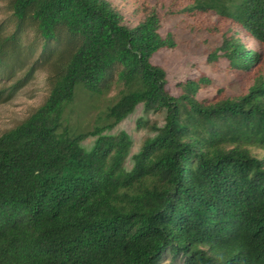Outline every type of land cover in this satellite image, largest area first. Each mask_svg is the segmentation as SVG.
Masks as SVG:
<instances>
[{
	"label": "trees",
	"instance_id": "1",
	"mask_svg": "<svg viewBox=\"0 0 264 264\" xmlns=\"http://www.w3.org/2000/svg\"><path fill=\"white\" fill-rule=\"evenodd\" d=\"M0 1V104L40 69L49 85L0 134V264H264V0L170 10L216 15L207 63L233 74L232 95L202 93V72L170 90L152 59L176 42L155 8L133 25L110 0ZM77 87L114 90L110 123L71 130ZM139 105L164 120L140 118L150 134L133 151L112 130Z\"/></svg>",
	"mask_w": 264,
	"mask_h": 264
},
{
	"label": "rangeland",
	"instance_id": "2",
	"mask_svg": "<svg viewBox=\"0 0 264 264\" xmlns=\"http://www.w3.org/2000/svg\"><path fill=\"white\" fill-rule=\"evenodd\" d=\"M118 10L133 25L141 20L148 9L155 8L165 18L161 31L165 34L170 31L174 34L176 46L173 49H162L154 55L152 61L163 67L167 72L169 88L177 93V81L187 76L198 75L201 72L214 78V84L202 91L212 94L217 88H223L232 95L241 91V88L233 81V74L223 69L214 72L207 63V55L210 50L219 45L221 35L214 32L213 26L216 20L214 13L200 14L197 18L176 14L174 0H110ZM1 8V1H0ZM170 11V12H169ZM1 16V14H0ZM242 41L254 50H261L258 42L252 38L239 34ZM223 66V62L219 63ZM48 73L44 69L36 72L35 76L25 84L8 101L0 104V134L12 128L34 108L40 105L49 92L47 81ZM114 90H105L103 93L89 92L81 87L75 91V100L64 112V122L75 133H85L96 125L108 124L105 117L107 106L111 103ZM162 112L145 113L142 105L135 112L119 123L112 132L126 131L133 139V151L140 146L142 139L150 132L147 128H138L137 121L147 118L151 122L163 123ZM93 139L85 141L90 146Z\"/></svg>",
	"mask_w": 264,
	"mask_h": 264
}]
</instances>
